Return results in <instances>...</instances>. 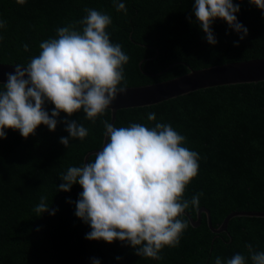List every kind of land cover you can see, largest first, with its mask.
Here are the masks:
<instances>
[{
    "label": "trees",
    "instance_id": "trees-1",
    "mask_svg": "<svg viewBox=\"0 0 264 264\" xmlns=\"http://www.w3.org/2000/svg\"><path fill=\"white\" fill-rule=\"evenodd\" d=\"M256 58L264 0H0V64L85 84ZM111 120L0 84V264H264V216L171 230L264 212V81L120 109L87 186Z\"/></svg>",
    "mask_w": 264,
    "mask_h": 264
},
{
    "label": "water",
    "instance_id": "water-1",
    "mask_svg": "<svg viewBox=\"0 0 264 264\" xmlns=\"http://www.w3.org/2000/svg\"><path fill=\"white\" fill-rule=\"evenodd\" d=\"M259 81H264V58L214 65L203 69L191 68L188 73L171 80L121 88L85 84L33 67L0 64V84L2 85L19 87L33 92L37 91L51 97L67 99L112 111V120L107 129L102 149L91 152L85 158L87 186L89 184V159L106 150L110 133L116 122L117 112L120 109L157 104L203 88ZM84 190L78 191V193ZM203 212L207 213L209 226L214 232L226 231L230 219L235 216H264V212L234 211L225 218L220 227L216 228L207 208L203 207L199 210L198 219L196 220L192 218L189 212L180 209L172 220L171 230L179 214L189 216L192 225L199 226ZM170 235L171 232L168 233L166 238H169Z\"/></svg>",
    "mask_w": 264,
    "mask_h": 264
}]
</instances>
